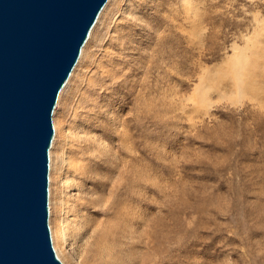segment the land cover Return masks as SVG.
Here are the masks:
<instances>
[{
    "label": "rangeland",
    "instance_id": "1",
    "mask_svg": "<svg viewBox=\"0 0 264 264\" xmlns=\"http://www.w3.org/2000/svg\"><path fill=\"white\" fill-rule=\"evenodd\" d=\"M162 1L157 12L155 0L109 4L54 110L66 133L53 198L67 261L100 264L104 234L123 264H264V0H192L205 13L204 47L157 51L156 106L145 115L128 85L141 80L149 32L168 34L151 23L169 17L168 3L183 8L166 0L160 11ZM127 33L125 47L115 42ZM95 78L100 117L84 131L77 98Z\"/></svg>",
    "mask_w": 264,
    "mask_h": 264
},
{
    "label": "water",
    "instance_id": "2",
    "mask_svg": "<svg viewBox=\"0 0 264 264\" xmlns=\"http://www.w3.org/2000/svg\"><path fill=\"white\" fill-rule=\"evenodd\" d=\"M109 0H0V264H63L49 227L53 113Z\"/></svg>",
    "mask_w": 264,
    "mask_h": 264
},
{
    "label": "bare ground",
    "instance_id": "3",
    "mask_svg": "<svg viewBox=\"0 0 264 264\" xmlns=\"http://www.w3.org/2000/svg\"><path fill=\"white\" fill-rule=\"evenodd\" d=\"M112 1L113 0H109L108 4H106L103 11L101 12L100 17H99L95 27L93 28L91 34H90L89 40L87 41V43L85 44V46L82 50L81 57H80L77 65H76L75 69L73 70L71 77L68 80L67 85L64 87V89L62 90V92L59 96V100H58V104H57L58 106L60 104L64 90L66 89L68 84L72 81V78L75 76L77 71L82 68L83 59L85 57L87 49L89 48V45L91 44L90 42H91L92 36H93L97 26L101 22L102 17L104 15L105 11L107 10L109 4ZM155 1H156V4L152 5L153 6L152 9L155 10V12H157V0H155ZM164 1L168 2L166 0H164ZM164 1H162L161 3L158 4L159 5L158 10H160V11L164 10L163 9ZM142 3H144V2H142ZM135 5H136V3H135ZM199 6H200L199 4L196 5V3H194L192 0H183V8L180 11L179 9H177L178 7L177 8H176V6L173 7L172 4L168 3L169 8H167V11L169 13V15H168L169 17H167L164 20L163 19L159 20L160 22H157L159 18L157 19V17H156V20L154 21V23L153 24L151 23V25H153L154 27H157L158 25H163V27H165L166 30L168 31V34L158 36L156 32L155 33L153 31H152L153 33L149 32L146 44H147V47H149V49L151 50V53L147 54V56H145V55L140 56L139 63L142 62L143 65L140 68L139 72L135 73V75L142 76L141 80L138 79V80H133L132 82H130L128 85V92H127V95H129V96L131 95L130 97L135 95V97H134L135 103L132 102V104H133V106H136V108L139 111H141L142 113H144L145 115L147 113H150L151 111H153L154 107L156 106V97L154 96V93H155V91H157V88H155V87H157V51L159 52L160 50H162L161 48H163V46L167 43L171 44L172 47H175V49L179 48V46L181 47V44L183 41L185 42L186 46L183 49V53L181 51L179 52L183 55H187V52L189 50L191 51V49L194 47L199 48V49H203V47H204V39H205L204 33H205V31L203 33V30H204L203 23H204V19H205V13L203 12V9L200 8ZM139 7L141 8V7H143V5L140 4L138 6V8ZM156 16H157V13H156ZM158 23H160V24H158ZM117 28H119V26ZM122 30H124V29H122ZM130 30H131V28H130ZM128 33H127V35L126 34H123L121 36L119 35L116 39H114L115 42L119 41V44L121 46L125 47L126 43L128 41H130V37H131V34H128ZM179 53H177V52L174 53L175 54L174 56H176L177 54L179 55ZM183 55H181V56H183ZM244 64H246V63H244V62L239 63V67L244 66ZM108 73H109V71H107L103 68L101 75H107L108 76ZM153 74H154V77L152 76ZM151 77H153L152 80H150ZM103 79H105V78H103ZM97 81L95 78V80H93V82H90L88 84L87 88L84 91L82 90L83 92L81 94H79L78 98H77V99H79V102H82L84 104L82 106V109H84L85 115H86V117L84 118V120L82 122V127H83L84 131L90 130V131L94 132L96 130L95 129V123L99 120V117H100V112L97 110L98 98L100 97V95L98 93V90L95 88L96 84H98ZM53 125H54L55 134H54L53 143H52V146L50 149V176H49L50 177V228H51L53 244H54V248L56 250L57 256L59 257V259H61L62 261L65 262L64 264H70L67 261V257L64 253V250H63V242H64V238H63L64 235L63 234L65 231L66 221H61V220L55 219V217H54V204H55V202H54V198H53L55 187L58 190H59V188L62 190V186H61L62 183H61L59 176H58L57 162L54 159V156L57 153V147L59 145L62 146V144L66 141L65 140L66 139V133H65V130H64L62 124L60 123V121L58 120V118L56 117L55 114L53 117ZM121 126H122L123 130L121 131L122 133H121L120 139L122 138V143H126V140L129 137V128L127 127V124L125 121L121 122ZM85 148H86V146H85ZM91 148H92V146H91ZM68 152L69 153H68V157H67L66 161L69 163L68 164L69 167L71 166V164H72L73 168H74V166L79 167L80 163L78 161L74 160L72 151H68ZM70 171H71L70 168H68L67 172L70 173ZM113 205L114 204H112V208H113ZM115 206L116 205H114V207ZM66 219H68V217ZM107 236L104 234H100V235L96 236L95 241L93 240L94 243H96L98 241V247H97L96 251H98V252L100 251L105 256L104 260L102 262H100V264H123V263H119V261H118L119 259L116 256V251H117L116 247H111V244L113 246H115V245L111 241H108ZM109 242L111 244H109ZM141 262H142V260H141ZM137 263H139V262H137ZM140 264H147V263L143 262Z\"/></svg>",
    "mask_w": 264,
    "mask_h": 264
}]
</instances>
